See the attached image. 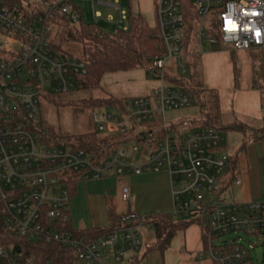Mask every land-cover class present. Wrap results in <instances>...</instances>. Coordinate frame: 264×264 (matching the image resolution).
Here are the masks:
<instances>
[{
    "label": "built area",
    "instance_id": "built-area-1",
    "mask_svg": "<svg viewBox=\"0 0 264 264\" xmlns=\"http://www.w3.org/2000/svg\"><path fill=\"white\" fill-rule=\"evenodd\" d=\"M90 1L95 21L100 3L120 10V27L128 18L117 3ZM156 15L165 51L147 70L160 85L134 98L133 111L125 104L114 106L115 113L108 106L94 108L98 131L117 144L97 156L76 145L48 143L37 127L40 100L77 88L87 73L83 59L52 48L56 19L85 23L74 0H42L34 7L24 0H0V235L69 248L83 264H104L111 249L120 261L140 249L138 227L149 216L131 210L105 236L77 238L65 229L71 220L69 181L165 170L172 185L169 215L199 226L201 256L207 254L215 264H256L238 233L264 234V199L241 201L223 194L227 187L243 184L235 158L221 149L222 131L196 124V117L172 115L194 105L195 99L176 78H168L167 65L175 60L179 64L174 74H188L187 38L188 47L195 44L201 55L263 50L264 0H156ZM128 143L133 144L129 159L124 148ZM122 198L130 200L128 188ZM230 233L234 237L225 238ZM14 248L11 239L1 242L0 258L16 263Z\"/></svg>",
    "mask_w": 264,
    "mask_h": 264
},
{
    "label": "rangeland",
    "instance_id": "rangeland-1",
    "mask_svg": "<svg viewBox=\"0 0 264 264\" xmlns=\"http://www.w3.org/2000/svg\"><path fill=\"white\" fill-rule=\"evenodd\" d=\"M41 1L24 0V4L34 7ZM104 1L109 4L117 3L120 9L128 14L127 20L122 23L121 27L120 10L118 8L108 4H96L95 10L100 13V17L95 21L92 2L90 0H74L85 24H94L108 34L115 33L120 28L128 27L130 14L141 16L151 27L157 26L156 0ZM195 40V35H193L192 43ZM206 44L205 41L204 45ZM192 45L189 46L190 51H187L191 62L193 61L191 55L194 56L198 51L196 45ZM193 48L197 51L192 52ZM63 50L68 56L82 58V45L79 42H67L63 46ZM235 56L239 69L238 85H236L231 51L226 52V50H215L202 54L201 63L204 83L206 86L217 88L220 92L222 120L224 123L241 118L250 125L261 127L264 125V108L260 105L258 89L253 86V77H256V85L259 88L264 87V54L260 53L258 49L238 50L235 51ZM178 64L175 60L170 61L167 65L168 74L175 75L174 73L178 70ZM188 71L189 65L187 64ZM169 79L167 82H171ZM159 85L160 79L154 77L145 67H137L126 71L106 72L102 76L101 87L99 88L83 89L77 87L68 93L55 94L53 99L42 98L36 119L40 120L44 125L53 126L57 132L63 135L95 132L103 136V133L98 131L94 122V108L79 101L90 98L113 97L122 99L126 109L133 111V99L148 95ZM243 108H246L249 112L244 111ZM106 109L112 113L117 112L114 106H108ZM172 115H176L181 119L195 118L199 116V109L196 105H192ZM224 135L222 151L239 159L237 176L243 180L240 188L244 199L246 201L264 199V137L259 140L249 138L245 140V143V137L241 133L228 132ZM132 146V143L124 146L126 152H128V159L132 157L130 153ZM133 161L136 162L137 157ZM148 173L153 174L158 179L168 180V174L165 170ZM118 178L119 176L114 174L89 180L76 177L77 190L70 197L68 203L75 228L107 227L110 220L119 214L117 213L119 207L117 203L119 202ZM237 192V189L227 187L223 194L232 199L241 200L238 198ZM189 224L192 225L191 223ZM149 228V224L138 227L141 246L139 250H136V253L127 252L119 263L113 262L109 257L106 263L133 264V254L138 255L139 264L162 263V250L150 248L156 239L154 238V232L149 230ZM234 235V233H230L225 238L232 239ZM238 235L241 237L244 246L250 250L252 261L256 264H264V234L239 232ZM75 264H83V262L75 260Z\"/></svg>",
    "mask_w": 264,
    "mask_h": 264
},
{
    "label": "trees",
    "instance_id": "trees-1",
    "mask_svg": "<svg viewBox=\"0 0 264 264\" xmlns=\"http://www.w3.org/2000/svg\"><path fill=\"white\" fill-rule=\"evenodd\" d=\"M12 3H20L22 0H11ZM56 29L52 37V48L61 54H65L63 46L67 42H79L82 45V58L87 65V73L78 80V88L93 89L101 87V79L104 73L114 71H126L137 67H145L152 60L165 51L164 43L159 35L157 26L151 27L141 16L129 15V25L127 29L120 28L115 33H105L94 24L81 23L79 26L70 23L68 20H56ZM187 38V51L189 50ZM193 46V45H192ZM192 52H196L195 48ZM259 50V49H258ZM264 54V49L259 50ZM234 63V74L236 85H238L239 69L237 66L235 51H231ZM201 54L195 53L193 61L189 62V71L185 76L169 75L174 82L194 96L196 105L199 109V116L195 123L201 126H211L224 134L236 132L244 135L245 140L251 138L259 140L264 137V126L256 128L246 123L235 120L224 123L220 108V96L216 89L209 88L204 83ZM254 88L260 90L262 95V105L264 107V87L256 85V77H253ZM55 94L46 97L53 99ZM82 104L93 108L100 106H119L124 105L122 99L113 97L83 99ZM67 103V102H66ZM64 103V104H66ZM38 131L48 141L55 144H72L86 149L99 156L101 149L107 151L114 148L117 144L110 138L98 135L95 132H85L73 135H63L55 130L51 125H44L38 122ZM246 143V142H245ZM234 164L239 168L235 157ZM70 194L73 196L77 190V179L69 181ZM190 222L185 220H175L169 213L153 214L147 219V224L151 226L156 235V242L152 246L154 249L164 250L169 240L180 229H183ZM116 228V223L107 227H87L75 228L70 220L65 229L72 231L77 238L86 240H97L105 236ZM0 233H2L0 229ZM11 239L15 243L13 253L18 255L16 263H9L0 258V264H75L73 251L69 248L45 244L42 242L22 241L18 236L0 235V243H7Z\"/></svg>",
    "mask_w": 264,
    "mask_h": 264
},
{
    "label": "crops",
    "instance_id": "crops-1",
    "mask_svg": "<svg viewBox=\"0 0 264 264\" xmlns=\"http://www.w3.org/2000/svg\"><path fill=\"white\" fill-rule=\"evenodd\" d=\"M209 88H213L218 91L217 88L214 87H209ZM258 92L260 95L259 96L260 105L261 107H263L262 95L260 90H258ZM218 93L220 96L219 91ZM220 108H221V97H220ZM243 109L244 111H248L246 108ZM221 113H222V108H221ZM236 120L242 121L247 125H250L241 118H238ZM253 127L260 128L258 126H253ZM237 162L239 165L238 158H237ZM148 172H153V171H147L141 174L130 173L124 175H117L119 176L118 185H117L118 198H119L118 199L119 202H117L119 204L117 213L119 214L110 220L109 225L112 223L117 224L119 217L122 214L127 213L131 210H135L139 214L145 216H150L153 214L156 215L162 213H169L171 211L173 205V198H172V185L169 175H168V180H161L153 176V174H149ZM240 187L241 186L235 188L238 191L237 192L238 198L241 199L242 201H246L243 197ZM124 188H128L130 191L129 201H126L122 198V191ZM69 213H70V209H69ZM70 217H71V213H70ZM191 224L192 225L189 224L185 228L178 230L176 234L169 240L167 247L163 251H161L162 263H158V264H215L207 254L204 253L203 257L201 256V252L203 250L202 233L198 225L194 223ZM149 230L154 232V230L151 227L149 228ZM154 238L156 239V235ZM155 242L152 243L150 248H152ZM113 250L114 249L109 250L107 255H105L104 264H107L106 260L109 259V257L113 262L116 263L122 261V259L120 261L114 260ZM130 252L136 253V251H130ZM132 258H134L133 264H139L140 259L138 255L133 254Z\"/></svg>",
    "mask_w": 264,
    "mask_h": 264
}]
</instances>
